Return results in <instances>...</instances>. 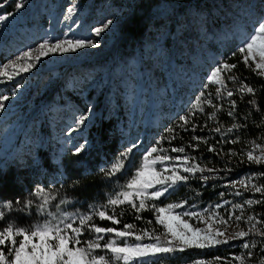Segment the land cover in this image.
<instances>
[{
  "label": "trees",
  "instance_id": "16d2710c",
  "mask_svg": "<svg viewBox=\"0 0 264 264\" xmlns=\"http://www.w3.org/2000/svg\"><path fill=\"white\" fill-rule=\"evenodd\" d=\"M48 2L53 0H46ZM104 0H83V6L87 16L91 17L92 10ZM121 6V12L117 18L115 28L108 46L93 59L96 63H104L107 66V80L104 94L111 92V72L119 68L121 76H124V86H131L138 81L134 71L132 58H137V69L141 72L139 77L140 91L133 111L128 115V107L121 105L114 97V111L111 113L106 107L102 95L95 101L91 115L84 123V136L88 145L80 154H74V148L69 146H52L43 120V112L46 106L53 105L56 99L62 95L67 96L64 89L71 68L63 64L54 77V82L41 94L37 102L29 108V99L34 87L27 86L13 99L15 107L11 111H4L0 120V127L10 125L11 141L8 148L0 157V204L11 202H25L32 196V207L36 202L48 203L57 199L66 201L70 206L71 216L90 214L94 210H106V215H114L120 220L113 225L109 220H101L94 215L93 221L97 226L114 227L124 230V224H133V233L139 235L147 230L150 235L161 234L162 225L155 223V213L149 209L135 213L130 204H118L112 206L108 203L111 199L119 197L121 193L128 191L127 182L135 176V172L142 166L144 157L151 147L159 141L158 154L188 156L189 164L197 163L202 168L232 169L230 172L217 171L205 172L213 178L206 183L196 173L187 182L178 183L157 203L159 206L179 203L182 208L174 209L183 211L187 207L194 210L208 211L221 202L220 193L224 192L223 199L229 202L236 201L247 204V200H264V194L254 190L245 191V188L225 187L229 181H236L249 176L250 173L264 172V164L247 163V152L254 155L261 154L264 148V77H261L254 65L246 66L240 59L239 53L234 57L238 44L239 25L232 27L230 18L221 19L217 13L223 8L224 0H112ZM247 0H233L231 10L239 11L243 2ZM19 0H0V16L7 17L6 21L13 24L16 20L17 9L15 5ZM64 0H58L60 6ZM255 2L247 3L250 12L255 11ZM37 1L33 9H38ZM257 10V9H256ZM38 19V20H37ZM258 17L250 18L251 26L257 24ZM41 27H49L55 31L53 22L39 13L36 18L24 17L22 24L31 27L34 23ZM195 22H198L196 25ZM201 23L208 25L206 29L200 27ZM211 27L210 29H208ZM230 30L226 35L224 30ZM13 30V29H12ZM154 33L152 34V32ZM8 36L10 32H8ZM16 34V33H15ZM159 34L158 43L152 40ZM6 36L0 40V48L6 43ZM21 41V40H20ZM237 64V68L231 73L225 71L221 79L225 86L221 95L225 99L220 100L216 95V88L220 85L212 84L205 88L206 76L221 62ZM229 75L236 77L235 81L228 79ZM117 82V81H115ZM127 83V84H126ZM243 84L255 88L253 96L246 90L241 93L239 89ZM233 91L231 99L236 100L237 107L233 116H228L232 111L227 91ZM203 91L207 97H212V105L202 104L204 112L199 108L193 109L195 97ZM69 96V95H68ZM73 95L71 96V98ZM74 98L76 105L80 99ZM255 99L259 108L250 105L248 101ZM148 103V105H146ZM81 104V103H80ZM222 109L218 110L221 108ZM145 110V118L143 112ZM193 113L185 127L184 122L179 121V116ZM215 113L214 118H210ZM38 116L41 122V134L39 140L33 135L34 156H15V151H20L26 135H30L29 119ZM200 125L195 131L192 125ZM237 125V130L228 133L227 129ZM215 127H221L222 132L216 133ZM173 128V132H167ZM193 136L203 139L197 145L192 140ZM239 137L236 144L222 143V140H234ZM80 136L78 137V139ZM207 140V144L204 143ZM135 145L133 151L127 156L123 153ZM195 145L194 150L192 146ZM216 147L217 152L208 151V146ZM260 145V147H256ZM185 147V153H173L172 147ZM229 150L237 152L235 157L228 155ZM18 153V155L20 154ZM241 158L245 161L240 163ZM166 165H179L178 162H164ZM113 165H119L120 170L112 173ZM178 171H182L178 169ZM110 173H112L110 175ZM187 175V174H186ZM257 186H264V176L254 181ZM43 189L42 196H36V192ZM239 190L242 194L235 195ZM34 199L36 202H34ZM139 201H136L138 205ZM151 205L152 202H147ZM247 211L254 217L264 220V204L253 203L247 205ZM139 215L141 219H136ZM152 221V223H149ZM74 226H80L77 222ZM90 226V225H89ZM264 228V224L257 225ZM85 228L81 243L77 246L86 247V242L92 237ZM255 240V256L264 258V238L251 234ZM116 240L123 246L124 241L115 237L114 233L105 234V239ZM243 239L231 241V245H218L205 249H189L183 253L175 252L160 255L150 261V264H194L196 260H203L205 264H229L234 261L240 251V243ZM134 241V236L128 238ZM18 242V240H17ZM144 242L149 241L146 237ZM72 246V245H71ZM97 255L111 254L106 249H97ZM220 257L217 261L215 258ZM123 264V261L118 262ZM232 264V263H231Z\"/></svg>",
  "mask_w": 264,
  "mask_h": 264
},
{
  "label": "snow or ice",
  "instance_id": "6c2138e0",
  "mask_svg": "<svg viewBox=\"0 0 264 264\" xmlns=\"http://www.w3.org/2000/svg\"><path fill=\"white\" fill-rule=\"evenodd\" d=\"M23 2H18L15 7L17 10L24 7ZM77 5L73 3L67 9V14L70 17L76 11ZM7 17L0 16V21L6 20ZM113 23L112 20H108L103 24L102 27H97L93 29L94 35L99 37L106 29L110 27ZM99 45L92 39H82V38H65L56 39L55 42H50L45 39L39 44L38 49L23 51L14 60L8 62L4 65L5 68H11L13 71L9 73H4L0 71V84H7L12 82L14 77L20 75L21 73L29 72L37 63L40 62L41 58L47 57L50 54H67L76 53L81 49L87 47L96 48ZM38 53L34 55L33 53ZM239 53L242 62L249 68L255 65V70L261 77H264V18L257 21V26L254 27L253 33L250 34L249 38L241 42L238 49L233 52L235 57ZM259 55V60L257 61L256 56ZM237 68V64H231L228 62H221L213 69L210 70V74L206 76V81L209 83L205 84V88L210 87V85H220L216 88L217 98L220 100L225 99L221 95V92L225 86V81L221 79L222 74L227 71L231 73L232 70ZM228 79L235 81L237 78L229 75ZM246 90L248 94L253 96L256 90L252 86L243 84L239 91L243 93ZM17 95L15 88L12 91V95L0 94V111L6 109V101H9L13 96ZM233 91H227V98L230 100L231 109L227 114L228 116H233L237 107V102L233 97ZM250 105L259 108L258 101L255 99H250L248 101ZM202 104L213 105V100L209 94L207 97L203 91L195 97V103L192 105L193 109L199 108L200 112H204V108L201 107ZM222 109L221 108L218 110ZM190 116H194L193 113L179 116V121L184 122L181 127L185 131L188 129L185 125L188 124ZM215 113L210 118H214ZM85 118L81 117L80 124H84ZM200 125L193 124L192 130L195 131ZM237 125H232L227 129L228 133H232L237 130ZM167 132H173V128H168ZM214 131L216 133H221V127H215ZM202 137L193 136L192 140L197 142V145L202 140ZM239 141V137L234 140H222V143H232L236 144ZM159 141L156 146L151 147L144 157V163L135 172V176L127 182L128 191L121 193L123 199L117 197L116 199H111L108 203L112 206L118 204H124L127 202L135 210V213H140L142 210L149 209L155 213V223L162 225L164 231L159 234L150 235L147 230L142 231L141 234L136 235L133 233V224H124V230H117L114 227H101L97 226L93 221L94 215H98L101 220H109L113 225L119 224L120 220L114 215H106V210L93 211L90 214H84L80 216L65 215L56 219L52 216V213L46 212L48 206L47 197L44 198V202L38 204V210L45 214L46 218L43 223H37L36 225H31L28 227L15 226L14 224H9L0 230V246H4L6 243L10 244L11 247L7 248L8 255L5 254V250L0 249V264H118V262L123 261V264H150L153 258L160 255L171 254L175 252H185L189 249H205L209 247H214L218 245H230L235 247L236 245H231V241L235 239H242L248 237L250 234L260 235L264 238V228L258 227L259 224H264V220H261L254 216H248L246 223L249 224V230H240L232 236H227L225 231L219 228L213 229L212 224L208 223L205 228L194 227L188 223L187 220L181 219L182 216L186 217H196L197 213L194 212H180L176 213L173 210L177 208H182L179 203L168 204L166 206H159L156 201L164 197L171 189H173L178 183L187 182L196 173H201L202 175L199 179L203 182H207L212 179V176L203 175V173H215L217 171L230 172L232 169H214V168H202L197 163L189 164V157L177 156L175 158L170 157L165 154L155 155L151 158L153 154L158 152ZM207 144V140H204ZM193 149H196L195 145H190ZM260 147V145H256ZM135 145L128 148L122 156H127L130 154ZM82 151L81 147H76L74 149V154H80ZM173 153H185V147H172L170 149ZM208 151L216 153L217 149L213 145L208 146ZM228 155L235 157L237 155L236 151L229 150ZM178 162L182 171H178L176 167H173L171 174H166L168 171L167 166L164 162ZM245 161L241 158L240 163ZM247 163L249 164H264V148H261L260 155H254L252 151L247 152ZM157 166H161L163 170H157ZM120 170L119 165H113L112 173L118 172ZM110 173V175L112 174ZM187 174V175H186ZM264 176V172L261 173H250L249 176L240 179L239 181H229L225 184V187L235 188L237 184L243 185L245 191L254 190L256 193L264 194V186H257L254 181L259 177ZM44 193L43 189H39L36 192V196H42ZM242 193L237 190L235 195L240 196ZM220 197L222 198V203L218 202L215 204L216 209L224 208L229 205L224 192H221ZM136 201H139L138 205ZM152 202L149 205L147 202ZM33 201L29 199L24 205L28 208L32 205ZM66 203V201H61V204ZM248 205L253 203L264 204V200H247L245 201ZM11 208L12 205H5ZM232 211L227 212L228 220L234 219L237 224H239L244 217L242 215H235L236 209H242L241 204H231ZM4 213L0 212V216ZM47 217H52L51 219ZM136 219H141L139 215ZM211 219V217L209 218ZM80 226H74L77 222ZM255 220V223L253 221ZM222 224H226L227 221L224 218H220ZM152 223V221H149ZM90 225V226H89ZM85 228L93 234L92 237L86 242V247H79L81 243V238L84 235ZM71 233V234H70ZM114 233L115 237L121 238L124 243L120 246L116 240H108L106 243L101 244V241L105 239V234ZM134 236V241L129 242L128 238ZM17 237H20L17 242ZM149 241L145 243V238ZM18 243V246H17ZM72 247H69V245ZM255 247V245H250L249 242L244 241L242 248L248 251L249 258H252L253 253L250 248ZM106 249L111 255L106 258L105 255H97V249ZM220 261V257L215 258ZM234 260L241 261L243 264L242 256H235ZM194 264H205L203 260H196ZM231 264V262H229Z\"/></svg>",
  "mask_w": 264,
  "mask_h": 264
},
{
  "label": "rangeland",
  "instance_id": "374dc122",
  "mask_svg": "<svg viewBox=\"0 0 264 264\" xmlns=\"http://www.w3.org/2000/svg\"><path fill=\"white\" fill-rule=\"evenodd\" d=\"M39 1L40 6L38 9H33L35 3ZM248 2H243L239 11L231 10V5L233 0H224L223 8L217 13V16L221 19L230 18L232 27L239 25V35L237 48L241 45V42L249 38L250 34L253 33V29L257 24L251 26L250 18L255 16L258 17V21L264 18V0H256L255 11L257 14L250 12L248 4L252 3L254 0H247ZM19 2L24 3V7L17 11L16 20L19 22L13 24L9 21H0V40L3 36H6L7 40L4 46L0 48V71L4 73H9L13 71L11 68H5L4 65L8 64L9 61L14 60L23 51L29 49L36 50L40 43L45 39L50 42H55L56 39L65 38H82V39H92L99 46L96 48L87 47L81 49L76 53L67 54H50L47 57L41 58L40 62L35 65L29 72L21 73L20 75L14 77L12 82L7 84H0V94H6L11 96L12 91L15 88L17 95L13 96L9 101H6V109L0 111V120L2 119V113L4 111H11L15 107L12 103L27 86L34 87V91L29 99V108H31L39 99L42 93L46 91L49 86L54 82V77L59 71L63 64H67L71 68V72L68 76V80L65 85V90L67 91V96L63 97L60 95L53 105H48L45 107L43 112V120L45 122L46 130L49 135L50 143L52 146H69L81 147L82 150L88 145V140L84 136V124H80L81 117L85 118V121L91 115L95 101L103 96V89L108 82L107 80V66L104 63H96L93 61L94 57L103 51L109 44L112 37L113 30L116 25L117 18L121 12V6L117 2L112 0H104L99 2L100 5L92 10L91 17L87 16V11L83 6V0H64V2L58 6V0H53L48 2L46 0H19ZM73 3L77 5L76 11L69 17L67 14V9ZM248 3V4H247ZM257 9V10H256ZM39 13L44 14L47 19L53 22L55 26V31H52L49 27H41L39 23L35 22L33 26L28 27L22 24L24 17L36 18ZM38 20V19H37ZM108 20H112L113 23L108 29H106L99 37L94 35L93 29L97 27H102L104 23ZM198 22H195L196 25ZM200 27L206 29L208 25L201 23ZM209 27L208 29H210ZM13 29V30H12ZM8 32L10 35L8 36ZM226 35H229L230 30H224ZM16 33V34H15ZM154 31L152 32V34ZM161 39L159 34L154 35L152 40L158 43ZM21 40V41H20ZM1 45V43H0ZM34 55L38 53L34 52ZM257 61L259 60V55L256 56ZM132 63L134 64V71L138 78V81L133 84L124 86L125 79L124 76L120 75L118 71L119 68H115L111 72L112 76V86L111 92L104 94L103 98L106 107L112 113L114 111V97L120 101L121 105H124L128 111L126 113L130 115L133 111L135 104L138 99V93L140 91V81L139 77L141 72L137 69V58L134 56L132 58ZM254 65V64H253ZM255 68V65H254ZM117 81V82H115ZM127 84V83H126ZM69 95V96H68ZM80 99L79 105H83L82 110L80 106L76 105L74 98ZM81 103V104H80ZM148 105V103H146ZM145 110L143 112V118H145ZM41 122L38 116L31 117L29 119L30 135H26L24 139V144L20 147V151H15V156L30 155L34 156V145H33V135H35V140H39L41 134ZM11 127L10 125H4L0 127V157L3 152L8 148L11 141ZM80 138L78 139V137ZM20 154L18 155V153ZM154 158V157H150ZM144 163V162H143ZM143 165V164H142ZM166 165V164H165ZM168 171L166 174H171L173 167L180 169V165L176 164L174 166L166 165ZM157 170H163L161 166H157ZM244 178V177H243ZM242 179V178H241ZM240 180V179H239ZM236 180V181H239ZM242 187L243 185L237 184L235 188ZM32 199L30 196L27 200ZM34 202L35 199H34ZM232 203L241 204L236 201ZM225 206L221 209H216L214 206L208 211L194 210L187 207L182 212H194L197 213L196 217H186L182 216L181 219H185L188 223L194 227L205 228L208 223L212 224L213 229L219 228L225 231L227 236H232L234 233L244 230H249V224L245 221L248 216H253L247 211L248 204H241L242 209H236L235 215H242L244 220L239 224L232 219L228 220L227 212L232 211L231 204ZM11 204L12 207H6L5 205ZM8 204H0V212L4 213L0 216V230L9 224H14L15 226L28 227L31 225H36L37 223H43L46 218L45 214L38 210L37 205L41 202H36L35 207L31 210V207L25 208L26 204L23 202H11ZM180 213L181 211H175ZM46 212L52 213L56 219H59L65 215H71L70 206L67 203L61 204L59 199L48 203ZM211 217V219H209ZM224 218L227 221L226 224L220 222V218ZM51 219L52 217H47ZM255 223V220L253 221ZM71 234V233H70ZM251 235V234H250ZM20 237H17L19 241ZM240 243L241 251L237 256L243 257V264H264V258L255 256L254 247L250 248L253 253L252 258H249L248 251L242 248L244 241L250 243V245H255V240L252 236L242 238ZM146 243V242H145ZM18 246V243H17ZM11 247L10 244H5L0 246V249L5 250L7 253V248ZM69 247H72L71 244ZM232 264H241V261L234 260L230 261Z\"/></svg>",
  "mask_w": 264,
  "mask_h": 264
}]
</instances>
